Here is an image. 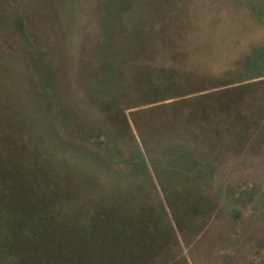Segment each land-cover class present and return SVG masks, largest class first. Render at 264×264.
Wrapping results in <instances>:
<instances>
[{
  "label": "rangeland",
  "instance_id": "obj_1",
  "mask_svg": "<svg viewBox=\"0 0 264 264\" xmlns=\"http://www.w3.org/2000/svg\"><path fill=\"white\" fill-rule=\"evenodd\" d=\"M0 264H264V0H0Z\"/></svg>",
  "mask_w": 264,
  "mask_h": 264
},
{
  "label": "trees",
  "instance_id": "obj_2",
  "mask_svg": "<svg viewBox=\"0 0 264 264\" xmlns=\"http://www.w3.org/2000/svg\"><path fill=\"white\" fill-rule=\"evenodd\" d=\"M34 241H36V239H34Z\"/></svg>",
  "mask_w": 264,
  "mask_h": 264
}]
</instances>
